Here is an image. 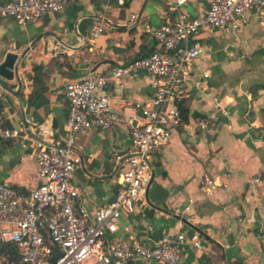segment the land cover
<instances>
[{"label": "crops", "instance_id": "1", "mask_svg": "<svg viewBox=\"0 0 264 264\" xmlns=\"http://www.w3.org/2000/svg\"><path fill=\"white\" fill-rule=\"evenodd\" d=\"M210 1L186 0L181 11L202 17ZM173 17L167 0H126L123 5L69 0L61 11L24 25L0 18V63L8 53L23 56L19 81L6 80L12 91L0 84L4 124L17 127L26 121L24 130L38 140L32 129L47 122L56 138H65L66 83L153 52L155 29ZM99 25L104 30L93 37ZM191 41L204 53L193 62L184 85L187 94L180 106L185 114L153 155L148 191L109 237L154 246L163 235L197 233L202 247L186 242L179 264H264V13L247 12L235 32L206 27ZM153 80L137 73L114 83L111 107L125 117L140 115L136 104L151 99ZM204 120L210 123L203 126ZM76 145L82 163L73 181L93 211L115 197L118 178L127 168L129 131L124 125L89 130L78 135ZM36 151L0 139V181L19 191L34 187Z\"/></svg>", "mask_w": 264, "mask_h": 264}, {"label": "built area", "instance_id": "2", "mask_svg": "<svg viewBox=\"0 0 264 264\" xmlns=\"http://www.w3.org/2000/svg\"><path fill=\"white\" fill-rule=\"evenodd\" d=\"M68 1L9 0L0 3V18L24 25L61 11ZM185 1L167 0L174 17L155 29L157 48L153 52L104 72L92 70L84 79L66 83L65 138H56L51 126L42 122L32 129L38 140L33 139L24 130L26 121L17 127L7 126L0 115V139L34 146L38 166V183L28 191L0 181V242L13 243L18 250V262L8 264H179L186 242L202 247L197 233L190 237L183 232L163 235L154 246L136 238L109 237L121 217L135 212L136 202L154 174V153L181 121L185 82L193 62L204 53L198 42L191 41L193 36L206 27L235 32L247 12L256 9L264 13V0H211L202 17L190 18L181 11ZM116 2L123 5L126 0ZM136 18L132 14L131 19ZM103 30L96 26L92 36ZM137 73L153 77L154 92L148 102L136 104L140 115L125 117L111 107L110 90L125 76ZM209 123L204 120L202 125ZM115 125H124L129 131L127 168L118 178L114 199L91 211L83 203L82 187L73 181L82 163L76 140L80 133ZM205 180L215 187L208 176Z\"/></svg>", "mask_w": 264, "mask_h": 264}, {"label": "water", "instance_id": "3", "mask_svg": "<svg viewBox=\"0 0 264 264\" xmlns=\"http://www.w3.org/2000/svg\"><path fill=\"white\" fill-rule=\"evenodd\" d=\"M22 58L23 56L18 57V54L16 53H8L6 58L0 63V84L9 91H12V89L8 88L6 80H13L16 78V80L19 81L18 66L22 61ZM152 179L148 184L146 191H148Z\"/></svg>", "mask_w": 264, "mask_h": 264}, {"label": "trees", "instance_id": "4", "mask_svg": "<svg viewBox=\"0 0 264 264\" xmlns=\"http://www.w3.org/2000/svg\"><path fill=\"white\" fill-rule=\"evenodd\" d=\"M181 107V116L185 114V109ZM0 258L2 264L18 262V250L13 243L0 242Z\"/></svg>", "mask_w": 264, "mask_h": 264}]
</instances>
